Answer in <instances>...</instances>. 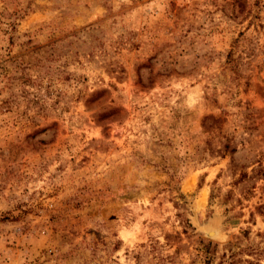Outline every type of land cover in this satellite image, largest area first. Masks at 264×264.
Returning a JSON list of instances; mask_svg holds the SVG:
<instances>
[{
  "label": "rangeland",
  "instance_id": "obj_1",
  "mask_svg": "<svg viewBox=\"0 0 264 264\" xmlns=\"http://www.w3.org/2000/svg\"><path fill=\"white\" fill-rule=\"evenodd\" d=\"M0 264H264V0H0Z\"/></svg>",
  "mask_w": 264,
  "mask_h": 264
}]
</instances>
